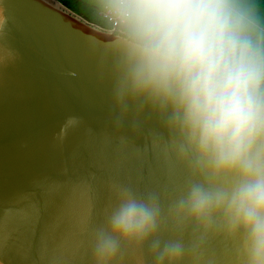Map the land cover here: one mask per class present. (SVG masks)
Masks as SVG:
<instances>
[{
    "label": "clouds",
    "instance_id": "clouds-1",
    "mask_svg": "<svg viewBox=\"0 0 264 264\" xmlns=\"http://www.w3.org/2000/svg\"><path fill=\"white\" fill-rule=\"evenodd\" d=\"M83 37L110 119L155 118L152 148L181 188L168 198L113 182L89 264H264V20L251 0H91ZM12 17L0 0V45ZM83 117L69 115L63 141ZM170 234V235H169ZM167 236V239L165 237Z\"/></svg>",
    "mask_w": 264,
    "mask_h": 264
},
{
    "label": "water",
    "instance_id": "water-1",
    "mask_svg": "<svg viewBox=\"0 0 264 264\" xmlns=\"http://www.w3.org/2000/svg\"><path fill=\"white\" fill-rule=\"evenodd\" d=\"M7 7L11 31L0 45V264H89V235L114 199L113 182L166 199L185 173L170 172L153 150V134L163 131L155 118L114 126L108 85L85 52L90 21L59 0H7ZM69 115L83 123L61 141ZM211 247L218 264H229L227 245Z\"/></svg>",
    "mask_w": 264,
    "mask_h": 264
},
{
    "label": "trees",
    "instance_id": "trees-1",
    "mask_svg": "<svg viewBox=\"0 0 264 264\" xmlns=\"http://www.w3.org/2000/svg\"><path fill=\"white\" fill-rule=\"evenodd\" d=\"M62 4L84 17L86 20L92 22L93 9L91 2L88 0H59Z\"/></svg>",
    "mask_w": 264,
    "mask_h": 264
},
{
    "label": "rangeland",
    "instance_id": "rangeland-1",
    "mask_svg": "<svg viewBox=\"0 0 264 264\" xmlns=\"http://www.w3.org/2000/svg\"><path fill=\"white\" fill-rule=\"evenodd\" d=\"M88 1L91 2V0ZM251 3L261 19L264 20V0H251Z\"/></svg>",
    "mask_w": 264,
    "mask_h": 264
}]
</instances>
